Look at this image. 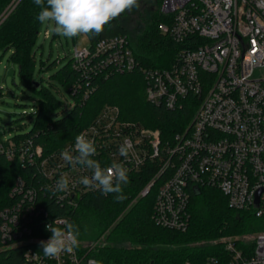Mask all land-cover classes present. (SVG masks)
<instances>
[{"label":"built area","instance_id":"built-area-1","mask_svg":"<svg viewBox=\"0 0 264 264\" xmlns=\"http://www.w3.org/2000/svg\"><path fill=\"white\" fill-rule=\"evenodd\" d=\"M159 11L164 16L159 30L177 45L169 68L142 64L127 34L102 38L93 46H75L72 67L88 79L141 70L146 100L170 110L190 102L195 107L191 120L164 141L160 129L122 120L119 106L108 104L79 134L95 142L92 158L102 167L115 161L133 171L157 163V172L137 197L157 187L153 218L161 226L186 231L192 190L201 186L219 189L231 207L250 211L263 222L261 229L247 236L251 243L239 245L238 238L222 237L218 242L224 246L223 254L183 264H264V0H163ZM258 69L261 73L254 77ZM79 88L74 85L72 92ZM11 136L5 134L9 143H2L1 149L9 160L38 161L44 190L53 193L60 175L67 174L69 189L56 195L71 209L93 190L79 183L91 172L61 158L65 149L75 154V142L44 156L33 139L17 141ZM125 138L133 145L127 159L118 152ZM11 194L18 199L1 211L0 238L5 246L28 244L24 256L29 264H89L95 259L90 255L93 241L80 244L74 254L44 257L39 242L51 236L26 237L32 234L35 218L44 213L34 205L36 190L19 176ZM69 218L53 216L44 225L70 222Z\"/></svg>","mask_w":264,"mask_h":264},{"label":"trees","instance_id":"trees-1","mask_svg":"<svg viewBox=\"0 0 264 264\" xmlns=\"http://www.w3.org/2000/svg\"><path fill=\"white\" fill-rule=\"evenodd\" d=\"M162 1L159 0L160 3ZM39 10L33 0H0V21L4 18L0 22V49L13 48V58L19 64L22 80L32 88L42 86V99L29 113L34 119L33 127L25 133L12 135L10 139H33L35 146L43 148L44 156L58 152L75 142L79 132L92 124L108 104L119 106L122 120L160 129L164 141L171 140L189 123L195 110L190 102L170 110L146 100L143 71H114L108 76L92 75L88 79L72 67V58L52 75L73 98L69 111L62 117L58 116L56 112L62 102L56 92L34 79V46L42 25L36 19ZM129 20H136L132 29L126 25ZM161 21H164V16L159 8L157 13H145L143 0H139L138 8L113 20L102 34L88 37L89 45H95L102 38L127 34L142 64L169 68L174 61L177 45L161 33L158 28ZM76 84L80 88L73 93L72 88ZM87 90L89 93L85 95ZM5 134L0 130V145L9 143L4 140ZM105 161V164L110 162ZM157 169L158 165L154 162L128 171L129 183L123 189L126 199L121 202L115 201L114 194L102 195L97 188L85 192L79 205L71 209L49 189L44 190V178L38 161L22 163L18 158L9 160L0 146V224L2 209L18 199V196L11 194V189L20 176L27 187L37 192L34 205L44 209V213L33 221L32 234L26 237L51 236L44 224L58 215H68L70 222L79 227L81 246L111 228L107 244H97L90 251V255L103 264L200 263L223 254L224 246L218 242L220 238L232 236L238 238L239 245L251 243L247 236L263 227L261 219L252 212L231 207L227 197L210 186L193 188L189 207L191 220L186 231L166 228L155 222L153 214L157 187L139 197L131 210L116 222L129 202L154 177ZM27 245L18 243L7 247L0 238V264H29L24 256Z\"/></svg>","mask_w":264,"mask_h":264},{"label":"clouds","instance_id":"clouds-1","mask_svg":"<svg viewBox=\"0 0 264 264\" xmlns=\"http://www.w3.org/2000/svg\"><path fill=\"white\" fill-rule=\"evenodd\" d=\"M33 3L40 9L36 17L39 23L48 25L55 35L66 39L98 36L113 20L139 7V0H33ZM132 148V143L125 138L118 149L119 155L127 159ZM73 151L75 154L63 150L61 158L73 167L79 165L91 172L90 176L80 177L79 183L91 189L99 188L105 196L114 194L117 202L126 199L123 189L128 185L129 177L128 169L122 163L114 161L102 167L98 160L92 158L97 152L95 142L83 133L75 137ZM68 189V176L62 173L51 190L55 195ZM46 231L51 232V237L39 244L43 256L48 259L57 258L63 253L74 254L80 246L81 233L73 222L56 220L46 225ZM89 264L103 262L92 259Z\"/></svg>","mask_w":264,"mask_h":264},{"label":"rangeland","instance_id":"rangeland-1","mask_svg":"<svg viewBox=\"0 0 264 264\" xmlns=\"http://www.w3.org/2000/svg\"><path fill=\"white\" fill-rule=\"evenodd\" d=\"M144 12H156L161 3L159 0H143ZM11 11V10H10ZM4 19V18H2ZM1 19V21H2ZM0 21V22H1ZM136 20H129L126 25L132 29ZM46 32L48 36H46ZM90 44L87 36L66 39L55 35L48 25H41L36 44L34 46L35 67L34 79L42 81V85L50 87L61 100V107L57 110L58 116L65 115L72 107L73 98L59 81L52 77L59 68L64 66L73 56L75 46L81 48ZM13 48L0 49V130L6 135L25 133L34 125V119L29 114L32 107H36L42 99L41 87H30L20 75L19 64L13 58ZM261 71L256 70L254 77ZM264 73V71H263ZM54 114V117H56ZM139 197H134L116 222L137 203ZM111 228L107 229L100 237L93 240L95 246L107 244V237ZM92 242V241H91ZM90 243V242H89ZM94 246V247H95Z\"/></svg>","mask_w":264,"mask_h":264},{"label":"water","instance_id":"water-1","mask_svg":"<svg viewBox=\"0 0 264 264\" xmlns=\"http://www.w3.org/2000/svg\"><path fill=\"white\" fill-rule=\"evenodd\" d=\"M37 85H39V84L37 83ZM195 191H196V189H195Z\"/></svg>","mask_w":264,"mask_h":264}]
</instances>
